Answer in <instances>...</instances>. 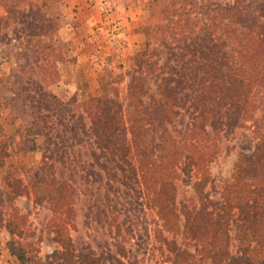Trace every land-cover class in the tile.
<instances>
[{"label": "trees", "instance_id": "1", "mask_svg": "<svg viewBox=\"0 0 264 264\" xmlns=\"http://www.w3.org/2000/svg\"><path fill=\"white\" fill-rule=\"evenodd\" d=\"M42 7L0 0L19 45L0 100L7 92L20 138L38 155L23 186L3 167L13 139L0 137L8 256L16 264H264V0H151L156 19L141 28V47L115 64L127 69L100 74L98 97L66 101L54 88L68 51ZM242 132L245 148L214 173ZM28 194L49 211L34 241L12 207ZM78 213L110 235L112 257L74 246ZM42 239L57 248L40 263Z\"/></svg>", "mask_w": 264, "mask_h": 264}, {"label": "rangeland", "instance_id": "2", "mask_svg": "<svg viewBox=\"0 0 264 264\" xmlns=\"http://www.w3.org/2000/svg\"><path fill=\"white\" fill-rule=\"evenodd\" d=\"M29 1L43 6L48 18L50 10L55 29L54 42L68 51L69 61L59 66L61 79L54 88V92L63 101L68 100L75 93L98 97L99 75L104 73L111 78L123 69L126 70L127 63H124L123 69H118L115 66L116 62L132 52L134 43L138 48L141 47V28L156 19V14L147 8L151 0ZM92 6H95L96 12L90 16L89 9ZM44 39L47 41V38ZM17 42L18 40H13V34L9 32L5 16L0 13V78L3 81L6 77L3 74L9 69L16 70V66H11V61L15 53L13 47L19 46ZM106 58L112 59V62L106 64ZM105 71L109 72L105 73ZM7 102L8 93L5 92L0 100V137H10L13 140L7 141V145H10L5 147V155L2 157L3 167L11 172L13 179L17 178L24 186L25 175L31 176L37 169L38 155L32 153L30 146L20 138L22 123L12 116L14 114ZM246 135L242 132L236 142L229 144L232 146L229 155L219 158L217 164L212 167L214 173L217 170L226 172L234 153L243 150L247 145ZM2 173L1 171L0 176ZM12 207L16 210L15 213L25 216L23 232L28 240L34 241L43 232L49 211L44 206H35L29 194L18 197ZM73 224L74 229L70 231V237L77 249L87 245L110 257L113 256L109 234L102 235L97 228L85 226L82 213L76 215ZM42 236L44 237V234ZM6 240V231L0 227V264H16L8 256ZM141 244L143 247L144 243ZM56 248V245L42 239L34 246L35 259L40 263L45 262V256Z\"/></svg>", "mask_w": 264, "mask_h": 264}, {"label": "crops", "instance_id": "3", "mask_svg": "<svg viewBox=\"0 0 264 264\" xmlns=\"http://www.w3.org/2000/svg\"><path fill=\"white\" fill-rule=\"evenodd\" d=\"M89 10H90V16L93 15L94 12H96L95 6L90 7ZM134 19H136V18H134ZM134 19H132V20H134ZM132 20H131V21H132Z\"/></svg>", "mask_w": 264, "mask_h": 264}]
</instances>
